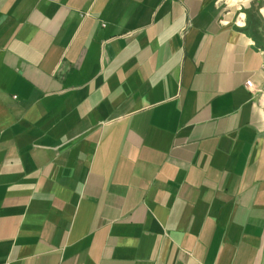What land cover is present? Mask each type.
<instances>
[{
    "label": "crops",
    "instance_id": "crops-1",
    "mask_svg": "<svg viewBox=\"0 0 264 264\" xmlns=\"http://www.w3.org/2000/svg\"><path fill=\"white\" fill-rule=\"evenodd\" d=\"M0 264H264V0H0Z\"/></svg>",
    "mask_w": 264,
    "mask_h": 264
},
{
    "label": "built area",
    "instance_id": "built-area-1",
    "mask_svg": "<svg viewBox=\"0 0 264 264\" xmlns=\"http://www.w3.org/2000/svg\"><path fill=\"white\" fill-rule=\"evenodd\" d=\"M246 86L247 88H251L252 84L250 82H247Z\"/></svg>",
    "mask_w": 264,
    "mask_h": 264
}]
</instances>
